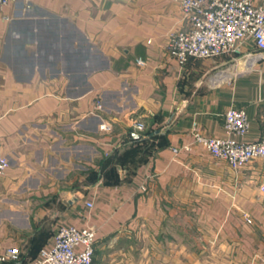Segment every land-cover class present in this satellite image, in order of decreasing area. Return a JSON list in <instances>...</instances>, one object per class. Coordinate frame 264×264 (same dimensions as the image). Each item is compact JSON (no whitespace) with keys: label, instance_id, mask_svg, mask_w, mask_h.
I'll list each match as a JSON object with an SVG mask.
<instances>
[{"label":"crops","instance_id":"0c3cea01","mask_svg":"<svg viewBox=\"0 0 264 264\" xmlns=\"http://www.w3.org/2000/svg\"><path fill=\"white\" fill-rule=\"evenodd\" d=\"M4 13L0 245L30 262L60 225L94 226L93 264H264V159L234 169L194 132L227 136L235 106L250 126L234 137L264 135V52L249 42L224 77L207 59L180 64L177 0H16Z\"/></svg>","mask_w":264,"mask_h":264},{"label":"built area","instance_id":"2783aa9c","mask_svg":"<svg viewBox=\"0 0 264 264\" xmlns=\"http://www.w3.org/2000/svg\"><path fill=\"white\" fill-rule=\"evenodd\" d=\"M13 1L16 0H0V15L7 20L10 16L4 13V9ZM177 1L189 26L170 36L168 50L180 64H185L191 57L210 59L224 54H241L249 42L259 53L264 52V5L254 0ZM138 62L144 64L145 60L139 59ZM97 104L103 109L101 101ZM224 125L228 135L215 137L203 135L195 123V139L208 154L226 161L234 169L246 167L256 159H264V135L250 142L234 137L249 130L244 107H229L224 114ZM134 126L139 130L145 128L142 121H135ZM99 128L111 130L113 124L103 121ZM182 148L190 150L191 146ZM180 150L174 148L175 152ZM9 165V158L0 154V175ZM261 189L264 191V183ZM87 204L92 206L91 202ZM96 238L94 226L60 225L54 234L53 246L43 248L40 256L30 262L22 260L19 246L0 245V264H93Z\"/></svg>","mask_w":264,"mask_h":264},{"label":"rangeland","instance_id":"374dc122","mask_svg":"<svg viewBox=\"0 0 264 264\" xmlns=\"http://www.w3.org/2000/svg\"><path fill=\"white\" fill-rule=\"evenodd\" d=\"M241 60L239 58V54L233 53V54H224L220 55L218 57L207 59L210 67H215L210 70L208 76L209 77H216V76H226V72H231L234 74H237L240 72L243 68L242 66H235V63Z\"/></svg>","mask_w":264,"mask_h":264},{"label":"water","instance_id":"95a60500","mask_svg":"<svg viewBox=\"0 0 264 264\" xmlns=\"http://www.w3.org/2000/svg\"><path fill=\"white\" fill-rule=\"evenodd\" d=\"M136 136H139V135H136Z\"/></svg>","mask_w":264,"mask_h":264}]
</instances>
